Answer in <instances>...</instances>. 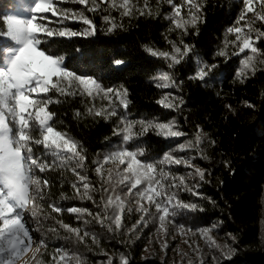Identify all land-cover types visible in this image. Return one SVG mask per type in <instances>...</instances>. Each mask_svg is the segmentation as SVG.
Returning <instances> with one entry per match:
<instances>
[{
    "label": "snow or ice",
    "instance_id": "1",
    "mask_svg": "<svg viewBox=\"0 0 264 264\" xmlns=\"http://www.w3.org/2000/svg\"><path fill=\"white\" fill-rule=\"evenodd\" d=\"M84 6L88 12H108L103 16L107 25V32L113 33L122 24L116 22L110 12L116 10L121 17L135 15H153L150 0H68ZM157 5L161 0H156ZM172 9L167 19L171 21L172 31L179 30L181 37L187 35L189 30L199 34V24L205 22L204 7L206 0H164ZM242 9L231 27L227 29L235 38L226 40L224 48L216 52L217 56L230 58L227 51L231 44L234 51L232 56H240V68L235 76L243 82L249 73L254 74L257 66L264 65V50L257 44L264 39V31L255 27L257 22L264 23V0H241ZM101 5H107L102 8ZM29 16L6 15L3 17L4 30H0V264H18L19 259L33 248L35 252L47 248L44 239L38 242L33 232H41L43 222L53 220L58 227L48 230L59 233L63 229V239L72 241L74 246L88 247L86 238L93 244L99 245L97 235L87 230L86 226L95 221L109 233L115 234L125 227V217L134 210L139 218L127 234H135L140 226L147 227L149 220L158 222L157 232L162 233L165 240L163 248L167 247L168 224L181 234L197 233L207 236L211 227L193 230L185 224L175 223L177 213L173 209L181 208L189 212L203 211L197 203L186 202L179 197V192H190L195 196L200 193L195 189L198 183L204 181L206 169L193 163L196 156L176 155L177 152L186 153L196 151L202 142L201 132L198 131L194 139L181 142L169 149L159 158L145 157V149L136 147L130 149L127 145L147 136L150 132L164 139H175L186 135L179 130L174 120L158 121L157 119H127V110L130 101L127 89L105 87L97 78L89 74H79L77 71L65 66L66 54L53 52L42 48L47 37L54 41L59 37L71 40L73 38H88L96 34L97 28L92 19L84 11L68 8H57L53 0H34L28 6ZM186 9V12L183 10ZM45 13H51L64 20H78L86 25L82 30H73L69 27L53 29L39 20L46 19ZM251 14V15H250ZM171 51H161L147 45L145 51L154 58L167 62L169 71L159 73L155 79L159 81L158 88H179L182 81H177L172 73L177 65L192 54L194 45L179 41H171ZM197 69L190 79L205 81L210 73L218 67L216 64L195 61ZM126 63L124 59H114L112 64L119 68ZM56 93V96H49ZM87 97L95 101L98 97L108 101L107 107L96 108L95 105L87 107V115L110 119L118 117L119 124L113 135L120 136L118 145L113 147L102 158L93 160L92 169L98 178V187L93 185L86 174L87 150L83 144L66 130L58 129L54 123L56 112L50 111L52 104L62 101L59 97ZM113 97L118 99L119 109ZM156 103L166 110L179 111L185 101L182 96L174 93H165ZM230 107V106H229ZM252 107V105H248ZM84 113L77 110L74 115L79 118ZM38 132V135H34ZM215 144V141H211ZM41 146L43 152L37 154L34 147ZM198 156L203 159L202 152ZM51 157L52 159H46ZM108 166V167H106ZM172 166L190 169L186 174L172 171ZM70 170L75 180L71 187L75 198L81 201H90L97 211L93 212L86 207H62L60 204L49 201L47 208L44 201L50 188V181L37 173L50 171ZM119 190V191H118ZM94 192L100 193L99 201ZM62 199H69L62 196ZM129 201L135 205L130 206ZM154 210V211H153ZM65 212L73 214L77 221L85 228L74 227L64 223L57 216ZM25 214L36 221L34 228H29ZM91 218V219H89ZM147 218V219H146ZM233 239H235L233 237ZM188 243V241H185ZM215 244V241H212ZM191 247L192 245L189 244ZM221 248L219 244H215ZM222 250L225 258H230L233 249L225 245ZM91 251V249H88ZM195 251L199 246H195ZM107 255V254H105ZM35 258V253L33 254ZM216 259L215 256L212 257ZM120 264H129L124 255L119 257ZM37 264H44L37 261ZM51 264H87L86 258L76 250L57 247L51 257ZM104 264V262H101ZM106 264H113V258L108 257ZM192 264V261H189ZM198 264H204L199 260Z\"/></svg>",
    "mask_w": 264,
    "mask_h": 264
},
{
    "label": "trees",
    "instance_id": "2",
    "mask_svg": "<svg viewBox=\"0 0 264 264\" xmlns=\"http://www.w3.org/2000/svg\"><path fill=\"white\" fill-rule=\"evenodd\" d=\"M139 2L142 4L143 0ZM176 2L179 3L180 0ZM16 5L17 0H0V30H4L3 17L11 15ZM63 6L76 11L84 9L85 14L96 25V34L71 40L56 37L54 41L42 37L47 42L41 47L66 54V67L79 74L92 75L105 87L127 89L130 101L127 119L174 120L177 128L186 133L180 138L164 139L150 132L127 145L130 149L144 148L145 157L142 159L159 158L170 148L194 139L196 133L201 132L202 142L198 150L175 154L196 156L193 163L207 170L204 181L191 182L198 183L195 190L200 193L199 196L190 192H179L180 199L197 203L203 211L173 209L177 213L175 223L185 224L193 230L212 228L207 236L204 235L206 244L213 249L211 257H216L212 264H264V65L258 64L255 73H249L248 78L241 82L235 72L239 70V61L243 56H232L234 49L231 44L227 48L229 59L225 60L224 57L216 55L218 50L224 48L226 40L235 38L227 29L233 25L243 7L241 0H206L205 22L199 24V34L196 35L190 29L182 37L179 30H170L172 25L167 17L172 9L164 0H161L159 6L156 0H150L153 11L151 16L121 17L118 11L111 10L110 14L116 18V22L122 24L113 33L107 32V25L103 20L108 12H88L84 6L70 2L63 3ZM183 11L186 12V9ZM64 27L79 31L86 25L78 20L50 23V28L53 29ZM255 27L264 31V23L257 22ZM181 38L185 43L195 46L186 61L171 70L175 79L182 83L179 88H158L156 84L159 81L155 77L161 72L169 71L167 62L152 57L145 51L144 46L171 51L168 41L178 42ZM4 43L6 41H0V44ZM257 47L264 50V39ZM114 59H124L126 63L117 68L112 64ZM196 60L216 64L218 67L203 82L190 79L197 69ZM165 93L183 97L185 103L179 111L163 109L156 103ZM59 99L62 103L52 104L49 109L57 114L54 123L58 129L66 130L83 144L87 150L86 174L93 185L98 187L92 161L102 158L119 144L121 137L113 135L119 119H101L87 115V107L95 105L98 108L96 101L87 97ZM113 100L123 114L122 109H119L118 99L113 97ZM77 110L84 113L79 118L74 115ZM33 134L38 135V132ZM211 141H215V144ZM33 151L41 154L43 149L36 146ZM198 151L207 159L200 158ZM172 171L186 174L190 169L172 166ZM37 175L50 181L44 201L45 208L52 201L64 208L75 205L97 211L90 201L75 198L71 187L75 177L70 170ZM93 194L99 201L100 193ZM62 196L69 199H62ZM26 218L34 228L36 221L27 214ZM138 218L139 214L135 210L126 215L125 227L115 234L92 221L86 228L97 235L100 243L97 246L86 238L88 247L74 246L72 241L63 239V229L59 233L49 231V228L58 226L53 220L45 221L41 225V232H35L37 241L44 239L47 243V248L42 247L43 251L37 261L51 264L54 249L63 247L78 250L86 258L87 264H106L108 257L113 258V264H120L121 255L128 258L129 264H139L137 261L146 247L145 239L152 234L157 224L154 220H149L147 227L140 226L135 234H127V228ZM57 219L74 227L85 228L73 214L67 212L57 216ZM213 240L221 248H217L212 243ZM225 245L234 250L230 258L222 255V250L226 251Z\"/></svg>",
    "mask_w": 264,
    "mask_h": 264
},
{
    "label": "rangeland",
    "instance_id": "3",
    "mask_svg": "<svg viewBox=\"0 0 264 264\" xmlns=\"http://www.w3.org/2000/svg\"><path fill=\"white\" fill-rule=\"evenodd\" d=\"M34 2V0H17V5L15 11L11 15L19 16H29L30 8L28 7ZM68 2V0H53V3L56 4L57 8H65L63 3ZM80 11H84L81 9ZM44 16L46 19L39 20L40 23L46 24L50 27L51 22H58L62 18L59 16H54L51 13H45ZM59 23V22H58ZM241 54L242 56L246 55ZM98 108L107 107L108 101L102 100L99 97L95 100ZM132 207H135L134 204L129 201ZM154 211V210H153ZM25 219L26 214H25ZM155 224L157 227L152 232L150 236L145 239L146 247L143 250V255L138 259L137 263L139 264H189V261H192V264H198L199 260H203L204 264H212L214 261L211 257L213 249L211 246L206 244L204 235L197 233L193 235L192 233H187L181 235L172 224H168V236H167V247L163 248L162 244L164 243V236L162 233L157 232L158 222L156 220ZM29 228H32V223L27 221ZM33 236L36 239L35 232ZM37 241V239H36ZM188 241V243H185ZM38 242V241H37ZM189 244L192 246L190 247ZM199 246V250L195 251V246ZM36 244L33 245V248L24 254L18 261V264H36L38 258L40 257L43 248L39 252H35ZM35 253V258L33 254Z\"/></svg>",
    "mask_w": 264,
    "mask_h": 264
}]
</instances>
